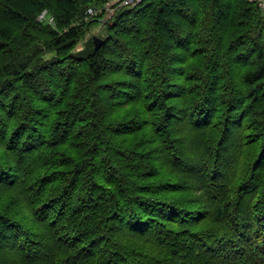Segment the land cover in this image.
Segmentation results:
<instances>
[{
  "label": "trees",
  "instance_id": "16d2710c",
  "mask_svg": "<svg viewBox=\"0 0 264 264\" xmlns=\"http://www.w3.org/2000/svg\"><path fill=\"white\" fill-rule=\"evenodd\" d=\"M106 1L0 0V264H264L261 7Z\"/></svg>",
  "mask_w": 264,
  "mask_h": 264
},
{
  "label": "built area",
  "instance_id": "2783aa9c",
  "mask_svg": "<svg viewBox=\"0 0 264 264\" xmlns=\"http://www.w3.org/2000/svg\"><path fill=\"white\" fill-rule=\"evenodd\" d=\"M143 0H108L101 6H89L86 10V14L93 16L98 13H102L104 15V18H109L114 11L119 7H132L136 6L139 3H141ZM251 1H257L258 5L261 7L264 17V0H251ZM45 12L43 11L39 15V19L44 17Z\"/></svg>",
  "mask_w": 264,
  "mask_h": 264
},
{
  "label": "rangeland",
  "instance_id": "374dc122",
  "mask_svg": "<svg viewBox=\"0 0 264 264\" xmlns=\"http://www.w3.org/2000/svg\"><path fill=\"white\" fill-rule=\"evenodd\" d=\"M101 32V26L100 25H97V26H94L91 30H90V34H93V35H97ZM92 37V35H91ZM81 47V43H79L77 45V48H80Z\"/></svg>",
  "mask_w": 264,
  "mask_h": 264
},
{
  "label": "water",
  "instance_id": "95a60500",
  "mask_svg": "<svg viewBox=\"0 0 264 264\" xmlns=\"http://www.w3.org/2000/svg\"><path fill=\"white\" fill-rule=\"evenodd\" d=\"M100 41H101V38L99 36H97V35L92 36V42H93L95 47H97L99 45Z\"/></svg>",
  "mask_w": 264,
  "mask_h": 264
}]
</instances>
